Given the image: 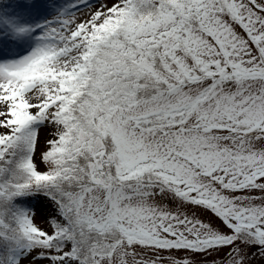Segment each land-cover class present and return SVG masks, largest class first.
Instances as JSON below:
<instances>
[{
    "label": "snow or ice",
    "instance_id": "snow-or-ice-1",
    "mask_svg": "<svg viewBox=\"0 0 264 264\" xmlns=\"http://www.w3.org/2000/svg\"><path fill=\"white\" fill-rule=\"evenodd\" d=\"M0 264H264V0H0Z\"/></svg>",
    "mask_w": 264,
    "mask_h": 264
},
{
    "label": "rangeland",
    "instance_id": "rangeland-1",
    "mask_svg": "<svg viewBox=\"0 0 264 264\" xmlns=\"http://www.w3.org/2000/svg\"><path fill=\"white\" fill-rule=\"evenodd\" d=\"M39 219H40V217L38 216V222H39Z\"/></svg>",
    "mask_w": 264,
    "mask_h": 264
}]
</instances>
